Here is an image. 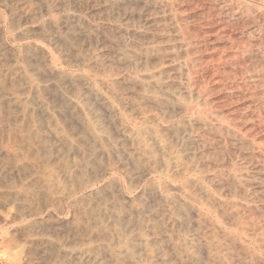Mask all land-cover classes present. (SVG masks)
Returning a JSON list of instances; mask_svg holds the SVG:
<instances>
[{
	"label": "rangeland",
	"instance_id": "1",
	"mask_svg": "<svg viewBox=\"0 0 264 264\" xmlns=\"http://www.w3.org/2000/svg\"><path fill=\"white\" fill-rule=\"evenodd\" d=\"M0 76V264H264V0H0Z\"/></svg>",
	"mask_w": 264,
	"mask_h": 264
},
{
	"label": "bare ground",
	"instance_id": "2",
	"mask_svg": "<svg viewBox=\"0 0 264 264\" xmlns=\"http://www.w3.org/2000/svg\"><path fill=\"white\" fill-rule=\"evenodd\" d=\"M37 62V61H36ZM38 63V62H37ZM44 63H45V61H44ZM44 65V64H43ZM50 65V64H49ZM37 66H40V65H37ZM47 66H48V64H47ZM46 66V67H47ZM44 67V66H43ZM48 71H50V72H53V68L52 67H50V66H48ZM47 71V72H48ZM46 72V71H45ZM46 72V73H47ZM1 77V76H0ZM4 77V76H3ZM1 78L0 79V85H1V87H3L4 86V88L3 89H5V84H4V78ZM42 77H43V75H42ZM12 78V77H11ZM15 79V78H14ZM12 80V79H11ZM16 80H17V78H16ZM10 82V81H9ZM13 82H14V80H13ZM16 82V81H15ZM13 84V83H12ZM12 84H10V85H8V89H9V86H12V89H13V85ZM15 84V83H14ZM7 85V84H6ZM15 86V85H14ZM16 86H17V84H16ZM11 89V88H10ZM85 121V120H84ZM93 121V120H92ZM84 123V122H83ZM89 124V123H88ZM94 125V124H93ZM90 126V125H89ZM24 127V126H23ZM26 127H28V125L26 126ZM33 128V127H32ZM90 128H93L94 129V131H95V129H97L95 126H90ZM92 130V129H91ZM98 130V129H97ZM96 130V131H97ZM144 130V129H143ZM27 131V130H26ZM92 133H93V131H91ZM90 132V133H91ZM37 133V132H36ZM36 133H31L30 132V134H29V139H35V140H38V142H40V144L41 145H39L40 147H41V149H39L38 150V152L36 153L37 154V156H39V157H42L43 159H45L46 161H47V158H48V156L50 155L49 153L51 152V151H49V148H48V144H50L49 142H48V140L46 139V137L44 138V137H42L41 135H37ZM40 133V132H39ZM91 133V134H92ZM141 133V132H140ZM27 134V133H26ZM41 134V133H40ZM94 134V133H93ZM138 134V133H137ZM136 136H138V139H139V136L140 135H136ZM28 137V136H27ZM91 137L94 139L95 137H93L92 135H91ZM99 137V136H98ZM141 137H143V136H141ZM140 137V138H141ZM96 139H98V138H96ZM96 139H95V141H96ZM143 139V138H142ZM137 140V139H136ZM145 139H143V141H144ZM51 141V140H50ZM91 141V140H90ZM142 141V142H143ZM98 142V141H97ZM140 142V141H139ZM138 142V143H139ZM145 142V141H144ZM148 142V141H147ZM91 143V142H90ZM149 143V142H148ZM52 144V143H51ZM97 144V143H96ZM95 144V145H96ZM139 144H141V142L139 143ZM145 144V143H144ZM143 144H141L140 145V149H141V154L143 153L147 158L149 157V158H151L150 156H153L152 154H151V151H150V149H149V147H148V145H147V143L144 145V146H142ZM168 145V144H167ZM163 146V145H162ZM96 147V146H95ZM152 147V146H151ZM165 147V146H164ZM38 148V147H37ZM48 148V149H47ZM99 148H100V146H99ZM161 148V147H160ZM98 149V148H97ZM62 150V149H61ZM94 150V149H93ZM55 152V151H54ZM33 154H35V153H33ZM32 154V155H33ZM140 155V154H139ZM34 156V155H33ZM89 156V155H88ZM142 156V155H141ZM141 156L140 157H138V159H140L141 158ZM144 156V157H145ZM35 157V156H34ZM51 157V156H50ZM145 157V158H146ZM96 158V157H95ZM137 158V157H136ZM146 158V159H147ZM148 158V159H149ZM182 158V157H181ZM146 159L143 161V163L142 164H145V163H147L146 162ZM83 160V159H82ZM94 160V159H93ZM136 160V159H135ZM151 160H153L152 158H151ZM42 161H44V160H42ZM92 161V160H91ZM137 161V160H136ZM135 161V162H136ZM80 162V161H79ZM84 162H86L87 163V161H84ZM83 162V163H84ZM96 162V161H95ZM140 162V161H139ZM138 162V163H139ZM85 163V164H86ZM91 164H93V163H91ZM95 164V163H94ZM137 164V163H136ZM148 164H149V161H148ZM140 165H141V163H140ZM80 166V165H79ZM86 166V165H85ZM85 166H83V167H85ZM93 166V165H92ZM82 167V166H81ZM87 168V167H86ZM64 170L66 171V174H67V176L69 177V178H71V180L75 177V174H74V172L70 169V167L68 168L66 165H64ZM83 173L82 172H80V173H78V176H80V175H82ZM77 175V174H76ZM54 179V178H53ZM75 180V179H74ZM185 184V183H184ZM186 185V184H185ZM185 187V186H184ZM45 188V187H44ZM187 188H188V186H187ZM34 193V192H33ZM36 195V194H35ZM170 214H172V215H174L175 216V218L177 217L175 214H176V212L175 211H173L172 213H170ZM88 215V214H87ZM171 215V216H172ZM173 216V217H174ZM118 217V216H117ZM137 224H139V223H137ZM130 226V225H129ZM135 226H138V225H135ZM135 226H133V227H135ZM107 228V227H106ZM131 229V228H130ZM109 230V229H108ZM119 230V229H118ZM121 238H122V236H121ZM125 239H127V237L125 238ZM128 240V239H127ZM138 241H140V240H138ZM122 244H124V243H126V244H128L124 239H122L121 241H120ZM120 242H119V244H120ZM128 242H129V240H128ZM133 242H135V240L133 241ZM143 243V242H142ZM116 244H117V242H116ZM132 243H130L129 245H131ZM136 244V243H135ZM133 245V244H132ZM139 245V244H138ZM141 245H143V244H141ZM124 246V245H123ZM179 246H181L180 244H179ZM127 247V246H126ZM130 247V246H129ZM125 251V250H124ZM129 251H130V249H129ZM132 251V250H131ZM183 251V250H182ZM181 253V252H180ZM127 255H128V253H127ZM129 255H130V253H129Z\"/></svg>",
	"mask_w": 264,
	"mask_h": 264
}]
</instances>
